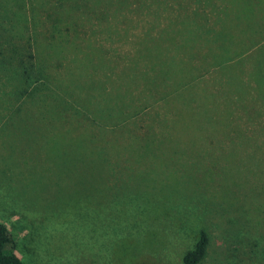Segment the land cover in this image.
<instances>
[{
  "label": "rangeland",
  "instance_id": "1",
  "mask_svg": "<svg viewBox=\"0 0 264 264\" xmlns=\"http://www.w3.org/2000/svg\"><path fill=\"white\" fill-rule=\"evenodd\" d=\"M25 1L34 56L70 48L50 63L59 100L19 97L0 0V224L24 264H183L201 230L202 264H264V0ZM79 45L109 49L106 68L87 57L92 85Z\"/></svg>",
  "mask_w": 264,
  "mask_h": 264
},
{
  "label": "trees",
  "instance_id": "2",
  "mask_svg": "<svg viewBox=\"0 0 264 264\" xmlns=\"http://www.w3.org/2000/svg\"><path fill=\"white\" fill-rule=\"evenodd\" d=\"M4 3H6L7 11L4 12V60H2V66L4 67V71H6V82H8L9 80L15 81L16 84L13 87V90H15L17 94L19 90H22L23 94L26 93L30 95L31 92L36 93L43 89L47 93H51V95L48 94L47 98L56 102L61 98L60 94H58V98L55 97L57 96V91L60 87L63 88L65 83L63 82L60 87L56 86V88H52V83H57L58 79L51 76V74L49 73V69L53 62L60 60L58 58L57 60H55L57 56H61L68 51V49L70 48L69 43H67L68 46L66 47V45H64V41H61L60 38H47V44H49L54 57L49 60L43 59L39 56H34V44L37 42V39L39 37L37 30L42 29L39 27V25H41L42 23L45 24V22L42 21L39 23V19H41V16L37 13L34 6L29 8L30 14H27L25 12V7L27 6L25 0H4ZM79 5L80 4H75V7L80 8ZM10 6H12L14 9H17V11L11 9ZM94 14L99 16L98 14L93 13L92 18H94ZM66 16L68 17V19L71 18L70 13ZM0 17H2L1 14ZM99 18L100 19L97 20L100 21V24L102 25L107 19V16L105 18H101L99 16ZM52 19H54L53 16ZM48 20L53 21L49 18ZM8 26L9 28H7ZM71 29L72 31L77 32V29H79V27L72 26L67 30L70 31ZM70 35L71 34H61V37L69 42L68 39L70 38ZM24 39H27V41L30 42L28 46L24 45ZM71 39L72 37L70 38V41ZM72 47L75 54L72 57V59L74 60L72 71L76 72L75 74L79 76L78 83L81 86L92 85V82L95 83L96 81L94 80L93 74H90V69L94 62H89L87 57L93 60L95 59L96 61H100L103 64V66H96L95 64L94 66L106 68L108 67V64L105 61L108 60L110 56L109 54L105 53V51L109 49H103L100 52L102 56L96 55V57L94 58V54H96L97 52L91 50V47L88 48V52L87 47H83L82 45ZM16 48L21 52L16 50ZM112 50L115 53V57L113 58H115L116 61H119V58L125 55L123 52L127 50V47L123 48L122 51L119 49V47L112 48ZM0 53L3 54V51L0 50ZM103 58L105 59V61L103 60ZM62 64L63 63H60L62 67H60L59 70L66 73L71 71H65V68ZM7 74H9V76H7ZM66 75L67 74L61 72V77ZM84 78H87V81H83ZM88 79L90 82L88 81ZM100 88L102 91H105L106 89L104 84H102L101 82ZM209 245L210 239L207 232L201 230L198 242L192 250L188 251L185 254L183 258V264H202L207 256ZM0 264H24L22 259L15 252V242L13 236L11 235L7 226L4 224H0Z\"/></svg>",
  "mask_w": 264,
  "mask_h": 264
}]
</instances>
